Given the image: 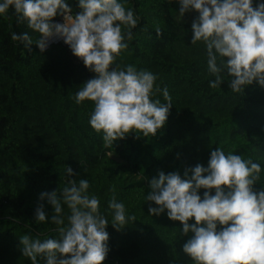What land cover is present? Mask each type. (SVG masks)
Listing matches in <instances>:
<instances>
[{"label": "trees", "instance_id": "1", "mask_svg": "<svg viewBox=\"0 0 264 264\" xmlns=\"http://www.w3.org/2000/svg\"><path fill=\"white\" fill-rule=\"evenodd\" d=\"M121 2L134 10L138 24L116 63L158 74L156 84L167 87L172 106L155 136L130 133L112 148L89 124L93 103L76 104L72 98L94 72L62 40L50 42L43 53L33 43L29 52L11 33L27 32L33 42L38 34L26 22L17 23L14 8L0 14V264H32L22 255L20 236L58 238L56 226L37 223L35 212L43 205L50 221L53 208L41 193H59L70 179L89 180V193L100 198V212L109 222L111 186L136 217L120 230L106 227L109 252L103 264H193L183 252L193 234L183 235L182 224L170 220L167 210L150 215L149 206H158L144 200L160 171L183 177L197 164L207 167L211 151L220 147L259 163L261 181L253 187L264 188V87L254 82L232 93L227 80L220 88L209 87L215 77L207 71L205 47L191 44L195 10L180 17L178 0ZM65 3L74 14L79 11V0ZM258 3L264 0H253V7ZM53 19L58 23L63 17ZM154 98L165 102L162 92ZM66 167L75 175L69 177ZM38 264L44 261L38 258Z\"/></svg>", "mask_w": 264, "mask_h": 264}, {"label": "clouds", "instance_id": "2", "mask_svg": "<svg viewBox=\"0 0 264 264\" xmlns=\"http://www.w3.org/2000/svg\"><path fill=\"white\" fill-rule=\"evenodd\" d=\"M178 2L180 17L190 10L199 13L191 26V44L201 42L205 47L207 71L215 77L209 81L210 88H220L225 80L232 93L243 92L254 82L264 87V3L253 7V0ZM10 7L17 23L26 22L38 34L33 42L27 32H12L13 41L23 43L29 52L35 43L43 53L50 42L62 40L96 74L72 98L76 104L93 103L89 124L103 134L105 147L112 148L130 133L155 136L165 125L172 101L167 87L156 84L158 74L116 63L134 38L138 17L133 9L121 0H79L74 14L65 0H3L0 14ZM57 15L63 23L54 22ZM161 31L157 26L158 38ZM161 92L163 103L154 98ZM66 172L75 175L71 167ZM261 172L252 157L245 159L217 147L207 167L197 164L186 169L183 177L160 171L158 178L149 181L151 191L144 200L158 206H149L150 215L167 210L170 220L182 224L183 235L193 234L183 245L193 264H264V188L257 192L253 187L261 181ZM89 189V180L82 178L70 179L59 193H41L53 213L49 221L40 205L36 222L54 224L58 238L20 236L22 255L32 264H38V258L44 264H103L109 252L106 227L111 224L120 230L136 217L117 201L116 188L111 186L109 222L100 212V198ZM193 218L195 223L190 224Z\"/></svg>", "mask_w": 264, "mask_h": 264}, {"label": "built area", "instance_id": "3", "mask_svg": "<svg viewBox=\"0 0 264 264\" xmlns=\"http://www.w3.org/2000/svg\"><path fill=\"white\" fill-rule=\"evenodd\" d=\"M58 23H63V20L61 22H58Z\"/></svg>", "mask_w": 264, "mask_h": 264}, {"label": "rangeland", "instance_id": "4", "mask_svg": "<svg viewBox=\"0 0 264 264\" xmlns=\"http://www.w3.org/2000/svg\"><path fill=\"white\" fill-rule=\"evenodd\" d=\"M54 40H57V39H54ZM54 40H53V41H54ZM63 42H64V41H63ZM94 75H96V74L94 73Z\"/></svg>", "mask_w": 264, "mask_h": 264}]
</instances>
